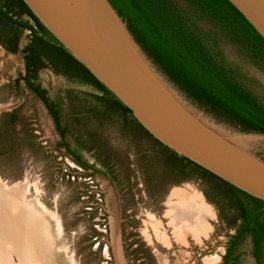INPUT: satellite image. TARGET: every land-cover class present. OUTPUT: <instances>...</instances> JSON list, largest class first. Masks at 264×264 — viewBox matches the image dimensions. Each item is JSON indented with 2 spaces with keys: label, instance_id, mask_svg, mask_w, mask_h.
I'll list each match as a JSON object with an SVG mask.
<instances>
[{
  "label": "rangeland",
  "instance_id": "1",
  "mask_svg": "<svg viewBox=\"0 0 264 264\" xmlns=\"http://www.w3.org/2000/svg\"><path fill=\"white\" fill-rule=\"evenodd\" d=\"M10 16L33 26L15 7ZM30 38L0 19V180L21 189L28 206L43 214L53 242L45 264H223L238 224L232 194L194 169L173 167L132 116L108 105L76 72H54L39 54L29 80L55 106L60 137L23 80ZM219 50L264 106V73L231 46L221 43ZM176 193L193 210L205 209L207 228L197 239L168 213L178 211ZM251 249L243 238L232 264H264ZM4 262L19 264L15 257Z\"/></svg>",
  "mask_w": 264,
  "mask_h": 264
},
{
  "label": "water",
  "instance_id": "2",
  "mask_svg": "<svg viewBox=\"0 0 264 264\" xmlns=\"http://www.w3.org/2000/svg\"><path fill=\"white\" fill-rule=\"evenodd\" d=\"M264 40V0H226ZM156 142L264 203V127L109 0H21Z\"/></svg>",
  "mask_w": 264,
  "mask_h": 264
},
{
  "label": "trees",
  "instance_id": "3",
  "mask_svg": "<svg viewBox=\"0 0 264 264\" xmlns=\"http://www.w3.org/2000/svg\"><path fill=\"white\" fill-rule=\"evenodd\" d=\"M109 1L216 94L264 127V106L239 83L235 73L224 64L219 50L221 43L231 46L238 55L264 73V40L226 0ZM14 7L26 15L33 26L14 20L10 16ZM0 19L12 28L30 32V42L24 49L26 58L23 80L26 88L43 103L60 137L65 131L59 127L55 106L46 98L44 91L29 80L33 61L39 54L45 57L54 72L64 69L68 72H76L84 83L104 96V101L108 105L121 109L124 115L131 117L130 111L50 36L21 0H0ZM132 120L146 133L133 118ZM158 145L167 151L173 167L194 169L202 177L218 181L217 183L223 185L232 194L236 211L234 221H238V224L234 225V234L228 240V246L222 257L223 264H232L233 250L245 237L250 238L252 257L259 262L264 255V203ZM72 161L81 168L86 167L75 156L72 157Z\"/></svg>",
  "mask_w": 264,
  "mask_h": 264
},
{
  "label": "crops",
  "instance_id": "4",
  "mask_svg": "<svg viewBox=\"0 0 264 264\" xmlns=\"http://www.w3.org/2000/svg\"><path fill=\"white\" fill-rule=\"evenodd\" d=\"M178 211L169 214L180 221V227L194 239L205 233L202 220L205 209L199 205L193 210L187 206L189 198L176 193ZM52 238L43 214L28 206L22 190H13L0 180V264H9L8 258H17L19 264H45L44 253L51 248Z\"/></svg>",
  "mask_w": 264,
  "mask_h": 264
},
{
  "label": "flooded vegetation",
  "instance_id": "5",
  "mask_svg": "<svg viewBox=\"0 0 264 264\" xmlns=\"http://www.w3.org/2000/svg\"><path fill=\"white\" fill-rule=\"evenodd\" d=\"M30 92V91H29ZM32 93V92H31ZM33 94V93H32ZM34 95V94H33ZM35 96V95H34ZM36 97V96H35ZM37 98V97H36ZM38 99V98H37ZM40 102H41V100L40 99H38ZM42 103V102H41ZM42 105H43V103H42ZM44 106V105H43Z\"/></svg>",
  "mask_w": 264,
  "mask_h": 264
}]
</instances>
